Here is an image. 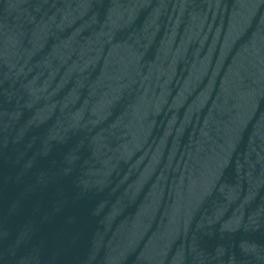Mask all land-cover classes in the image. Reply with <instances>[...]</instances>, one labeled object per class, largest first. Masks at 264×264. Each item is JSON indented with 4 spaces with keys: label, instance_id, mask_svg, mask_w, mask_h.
Segmentation results:
<instances>
[{
    "label": "water",
    "instance_id": "1",
    "mask_svg": "<svg viewBox=\"0 0 264 264\" xmlns=\"http://www.w3.org/2000/svg\"><path fill=\"white\" fill-rule=\"evenodd\" d=\"M0 264H264V0H0Z\"/></svg>",
    "mask_w": 264,
    "mask_h": 264
}]
</instances>
